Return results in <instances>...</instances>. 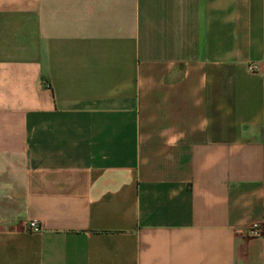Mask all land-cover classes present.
<instances>
[{
    "label": "crops",
    "instance_id": "crops-1",
    "mask_svg": "<svg viewBox=\"0 0 264 264\" xmlns=\"http://www.w3.org/2000/svg\"><path fill=\"white\" fill-rule=\"evenodd\" d=\"M254 223L264 0H0V264H264Z\"/></svg>",
    "mask_w": 264,
    "mask_h": 264
},
{
    "label": "built area",
    "instance_id": "built-area-1",
    "mask_svg": "<svg viewBox=\"0 0 264 264\" xmlns=\"http://www.w3.org/2000/svg\"><path fill=\"white\" fill-rule=\"evenodd\" d=\"M257 68H258V66L256 64H249L248 65V70L250 72H255L257 70ZM27 227L30 230L35 231V232H38V231H40L42 229L41 225L39 224V222L37 220L29 221ZM248 231H249V234L252 237H261V236L264 235V230H263V228L261 227V225L259 223L252 224L249 227Z\"/></svg>",
    "mask_w": 264,
    "mask_h": 264
}]
</instances>
